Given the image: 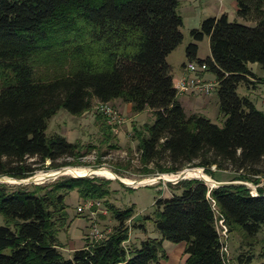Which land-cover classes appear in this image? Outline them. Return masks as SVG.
I'll return each instance as SVG.
<instances>
[{"label": "trees", "instance_id": "obj_1", "mask_svg": "<svg viewBox=\"0 0 264 264\" xmlns=\"http://www.w3.org/2000/svg\"><path fill=\"white\" fill-rule=\"evenodd\" d=\"M235 1L237 17L252 25L226 14L207 17L190 30L193 41L185 48L186 57L195 59L196 41L209 37L210 56L200 61L216 75L219 111L226 116L219 127L202 115H186L176 97L166 57L183 39L178 0H0V176L32 175V157L42 167L45 159L50 168L73 164L55 162L75 157L77 144L58 134L47 137L46 121L59 108L80 114L92 99H121L134 113L153 112V124L132 127L140 160L147 165L165 154L169 164L156 172L184 176L175 184L183 187L180 194L156 199L152 217L133 223L145 232L151 219L160 236L141 240L131 255L122 243L134 206L120 209L106 200L109 179L0 183V264H159L166 258L163 240L186 244L182 264H226L215 210L229 232L258 231L264 187L257 194L241 184L211 188L201 169L210 174L211 166H230L238 172L232 180L254 184L264 174V112L236 91L254 77L248 62L264 70V0ZM184 168L201 175L184 174ZM72 190L80 200H101L117 224L103 239L63 257L57 232L67 227L64 198Z\"/></svg>", "mask_w": 264, "mask_h": 264}, {"label": "rangeland", "instance_id": "obj_2", "mask_svg": "<svg viewBox=\"0 0 264 264\" xmlns=\"http://www.w3.org/2000/svg\"><path fill=\"white\" fill-rule=\"evenodd\" d=\"M228 19L230 21L235 20L242 24L252 25L251 22L237 17L236 12L233 14L230 13ZM191 41H193L191 36L186 34L182 39V45L180 48H182L184 44L187 46ZM196 43L198 45L197 50L203 56V58L191 60L197 62L209 57L210 48L207 37L204 36L201 40L196 41ZM178 50L170 57L175 65V72H173V68H170V72L174 81L181 76L180 74H177V71H182L183 69V73L185 72V67L180 64V61H183L185 65V63L190 60L186 57V54V58H184V52L182 49L181 51ZM246 65L254 77H249L251 78V81L247 84H239L236 90L237 94L240 97L249 99L253 102L257 109L264 112V70L256 62H248ZM50 67L56 68L59 67V65H53ZM192 75H196V73ZM197 77H201L205 81L214 82V85L210 93L206 95L199 96L198 94H194L193 96L195 97L190 98L192 101L188 103L189 105L184 101V103H186L184 104L185 113L186 115L193 113L202 115L211 120V122L217 126L222 127L224 125L226 116L219 111L216 75L208 68L206 71L199 73ZM2 78L3 73L0 71V82L2 81ZM176 97L178 101L181 99L180 95H177ZM200 100H203L204 102ZM195 101H197V104L200 105L197 110H194V107L197 106L196 103L190 104ZM109 103L115 107L125 118V122L119 126L120 129L117 134L113 133L112 130H107L103 125V123H107L106 118L97 108V102L92 101L91 107L87 109L86 113L84 114H70L65 109L59 108L47 119L44 132L47 137L53 134H58L65 137V139L69 142H74L77 144L78 152L75 157L65 156L60 157L55 161H69L73 164L63 165L66 167L59 169L60 167H48L50 162L48 159L43 161V167L40 165L41 163L38 157L29 158L27 161H29V165L31 167L37 169L35 170V172H37H34L35 174L33 173L34 175L42 176L43 174L56 172V178L49 179L38 184H47L61 177L71 176H83L91 178L90 175H93L92 177L94 178L109 179V194L106 196V200L120 209L128 208L131 205L134 206L133 217L131 220L127 221V224L130 226L129 238L127 241H125V248L130 252L131 255V250L140 247L142 238H140L138 234L144 236L145 238L156 236L158 238L160 236L151 219L145 221V232L142 231V229L135 228L133 223H139L143 221V217L147 215L152 217L155 210L154 202L156 199L170 197L173 194H180L183 190V187L181 185H175L176 181L167 180V178H177V176L175 177L168 175L170 172H156V166L169 164L165 154H162L160 157L149 162L147 165H144L140 160V152L137 150L138 140L133 136L132 127H135L138 130H143L146 126L154 123L156 119L155 114L148 108L138 113H134L132 110L131 112H124L122 107L120 108L116 106L117 104L114 105L111 102ZM146 169L152 170L153 172L146 174ZM201 169L209 176L207 178L209 182L211 179H217L215 181L241 182L248 183L250 185L254 184L253 182L248 181L232 180L234 176L238 174V172H234L230 166H227L226 169L222 170H217L216 168L211 167L210 174L205 172L204 168L201 167ZM98 170L102 171L103 173H110L109 177L111 179L105 177V174L103 173H96ZM186 170H191L201 175V172L197 171L196 169L184 168L181 172ZM118 176L124 183L114 179ZM212 176L215 179L212 178ZM256 178L258 180V183L254 184L256 189L257 187H264V174L257 176ZM155 179L156 181H153ZM4 180H6V178L2 179V181ZM5 184L7 187L23 185L11 184L7 182H5ZM29 184L34 183H28L24 185L28 186ZM141 184L149 185L142 186ZM208 185L210 186L209 183ZM247 185L246 187L249 188ZM70 192L71 191H69L64 198V202L66 204L65 212L68 219H71V221L78 220L81 223H84V234L88 233L89 226H91L93 223L96 224L98 228L101 229L105 234L111 232L113 227L117 224V220L112 217L109 211L107 214H97L94 219L91 218L92 221L89 223L90 219L87 216L86 210H84L82 213L76 214V202L75 200L71 199L72 194L75 195V191L72 190V192ZM66 238V230L61 229L57 232V239L60 244L58 249L63 257H69L71 255V253L66 250L67 246H69L67 244ZM227 245L229 252L227 258L229 259L230 264H264V257L261 255V252L264 249V223L260 225V228L254 234H250L244 228L242 229L240 227L233 230L232 232H229ZM170 263H175V256L172 254L170 256Z\"/></svg>", "mask_w": 264, "mask_h": 264}, {"label": "crops", "instance_id": "obj_3", "mask_svg": "<svg viewBox=\"0 0 264 264\" xmlns=\"http://www.w3.org/2000/svg\"><path fill=\"white\" fill-rule=\"evenodd\" d=\"M236 10H237V5H236L235 0H178V12L182 17V23H183L182 28H181L182 33H183V38L185 37L186 34L190 35L191 29L198 28L203 19H205L207 17H218L222 14H226L229 18V14L235 13ZM206 37H207V40L209 42V37L208 36H206ZM181 45H182V42L174 50H172L166 57L168 64L171 66V68H173V72H175V65L172 62L170 57L178 49H180L178 51H181V49H182V51L184 52L183 56H184V58H186L185 57V46H186V44H184V46H182V48H180ZM201 58H203V56L197 50L195 59H201ZM180 64L183 65V67H184L183 61H180ZM177 74L182 75L183 69H182V71H177ZM194 94L195 93H184V94L180 95L181 99H179V102L182 105L183 109H184V104H186V103H184V101L187 102V104L189 102H191L192 100L190 98L195 97V96H193ZM91 101L97 102L96 99H92ZM197 101H199V100H197ZM197 101L190 103V104L196 103L197 106L194 107L195 108L194 110H197L200 106L197 104ZM200 101L204 102L203 100H200ZM110 102L113 103L114 105L117 104L116 106H118L120 108L122 107L124 112L125 111L131 112V104L130 103H124V102H122L121 99H114ZM184 111H185V109H184ZM84 113H86V110L83 111L81 114H84ZM74 194L75 195L72 194L71 199L75 200V202H76L75 205H77L78 202L80 201V199L78 198L76 192H74ZM76 214H77V212H76ZM89 223H90V220H89ZM84 226H85L84 223H81L78 220H76V221L72 220L71 221V219H68V217H67V227L64 230H66V234H67L66 239H67V244L69 246H67L66 250L68 252L71 253L74 249H79V248H82L85 246V244L88 240L86 239L87 233L84 234V232H83ZM138 236L140 238H142V240H143V238H145L144 236H142L140 234H138ZM185 245L186 244L184 242L172 244V243H170V241L163 240L162 241V247L164 249L166 258L160 259L159 264H172V263H170L171 254L175 256V263L174 264H182L187 257V254L184 252Z\"/></svg>", "mask_w": 264, "mask_h": 264}, {"label": "built area", "instance_id": "obj_4", "mask_svg": "<svg viewBox=\"0 0 264 264\" xmlns=\"http://www.w3.org/2000/svg\"><path fill=\"white\" fill-rule=\"evenodd\" d=\"M185 72L177 78L175 81L173 80L175 92L177 95H181L184 93H195L198 95H206L210 93L214 82L205 81L201 77H197L199 73L204 72L208 69V64L205 61H192L189 60L184 65ZM196 75H192L195 74ZM264 102V99H263ZM100 113L106 118L107 124L110 126L113 133L117 134L119 132V126L125 122L124 116H122L119 111L113 107L110 103H98L97 107ZM215 168V166H211ZM248 184V183H247ZM249 188L257 194V189L254 184H248ZM253 187V188H252ZM84 210L87 211V216L91 220L97 216V214H107V209L103 206L101 200L98 199H83L78 202L75 206V211L77 213H82ZM216 213V227L219 234V239L221 242V252L224 256L225 263H229V259L227 256L229 255L228 252V245L227 239L229 237L228 227L225 223L224 217L215 210ZM129 221V220H128ZM110 233V232H109ZM109 233L105 234L101 229L98 228L96 224H92L89 226V230L86 236L88 243L97 242L104 237H106ZM125 247V241L122 243Z\"/></svg>", "mask_w": 264, "mask_h": 264}, {"label": "water", "instance_id": "obj_5", "mask_svg": "<svg viewBox=\"0 0 264 264\" xmlns=\"http://www.w3.org/2000/svg\"><path fill=\"white\" fill-rule=\"evenodd\" d=\"M66 166H63V167H60L59 169H62V168H65ZM94 169V168H93ZM93 169H91V170H93ZM160 175V174H159ZM31 176H33V174L32 175H30V176H27V177H25V178H13V177H8V176H5V175H2V176H0V183H5L4 181H2V179L3 178H7V179H11V180H13V181H17V183H13V184H28V183H34V182H31V181H28L27 179H29ZM91 177L93 176V175H90ZM71 177H83V176H71ZM157 177H159V176H157ZM53 179V178H52ZM111 179V178H110ZM114 179H116V180H118V181H120V182H123L120 178H119V176L118 177H116V178H114ZM180 180H183V179H180ZM180 180H178V181H180ZM201 180V179H200ZM178 181H176L175 183H177ZM206 184H210V187L212 188V187H218V186H221V185H230V184H241V185H247V183H236V182H219V181H215V180H213V179H211V181L209 182V181H206V180H203ZM124 183V182H123ZM34 184H38V183H34ZM142 186L143 185H149V184H141Z\"/></svg>", "mask_w": 264, "mask_h": 264}, {"label": "bare ground", "instance_id": "obj_6", "mask_svg": "<svg viewBox=\"0 0 264 264\" xmlns=\"http://www.w3.org/2000/svg\"><path fill=\"white\" fill-rule=\"evenodd\" d=\"M37 172V171H36ZM35 172V173H36ZM189 172V170H186V171H184V174H187ZM193 173H196V172H194V171H192ZM34 173V174H35ZM96 173H98V174H102L103 172L102 171H97ZM33 174V176H31L29 179H27L28 181H31V182H33L34 181V183H41V182H44V181H46V180H49V179H52V178H56L57 176H56V172H51V173H47V174H43L42 176H37V175H34ZM98 174H96V175H98ZM103 174H105V177H107V178H110L109 177V175H110V173H103ZM199 174V173H198ZM189 176V175H188ZM182 178H184V176L183 177H177V178H167V180L168 181H170V180H172V181H178V180H180V179H182ZM35 179H36V181H35ZM206 181H208L207 180V178H204ZM153 181H156V179L155 180H153ZM4 182H7V183H11V184H13V183H16L17 181H13V180H11V179H7L6 178V180H4Z\"/></svg>", "mask_w": 264, "mask_h": 264}]
</instances>
